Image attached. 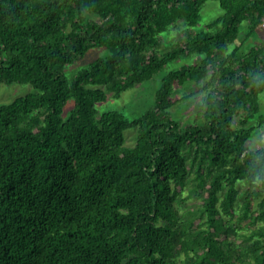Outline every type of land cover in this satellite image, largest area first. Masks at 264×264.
Instances as JSON below:
<instances>
[{
	"label": "trees",
	"instance_id": "16d2710c",
	"mask_svg": "<svg viewBox=\"0 0 264 264\" xmlns=\"http://www.w3.org/2000/svg\"><path fill=\"white\" fill-rule=\"evenodd\" d=\"M206 1L0 0V87L34 89L0 106V264H264V42L235 44L264 0H216L199 28ZM180 60L142 115L98 110ZM186 82L202 102L183 126Z\"/></svg>",
	"mask_w": 264,
	"mask_h": 264
},
{
	"label": "rangeland",
	"instance_id": "374dc122",
	"mask_svg": "<svg viewBox=\"0 0 264 264\" xmlns=\"http://www.w3.org/2000/svg\"><path fill=\"white\" fill-rule=\"evenodd\" d=\"M222 13L219 3L216 0H207L201 8L202 21L198 27H203L205 22H209ZM243 26V25H242ZM264 42V28H257L251 36L245 37V27H242L239 33V38L236 41V45H239L238 54L242 55L247 53L251 46ZM169 45H167V48ZM108 54V49L105 47H93L89 49L86 54L79 59L75 60L72 64L67 65L64 68V73L68 79H72L79 70L87 67L96 58L103 57ZM180 63H184V60H180L171 64L168 68H165L161 72L157 73L154 77L146 80L136 87L125 91L120 98H109L97 105L100 112L117 109L121 110L127 117L134 118L142 115L146 110L151 108L154 104V98L156 91L158 90L162 78L168 69L179 67ZM197 85L193 82H186L183 86L177 87L173 93V105L170 108L171 115L179 120L183 126L193 123L194 119L199 118V110L202 102V93L196 92ZM34 89L29 83H14L11 85L1 84L0 87V106L2 104L10 103L13 99L19 96L33 92ZM183 98L185 93L194 92ZM261 109L259 113L264 112V91L260 95ZM73 100H69L66 104L63 117L66 118L73 107ZM256 123V120L250 124ZM136 130L128 129L125 131L126 144L132 145L136 139ZM247 145L250 148H260L264 146V126L255 130L249 139Z\"/></svg>",
	"mask_w": 264,
	"mask_h": 264
},
{
	"label": "built area",
	"instance_id": "2783aa9c",
	"mask_svg": "<svg viewBox=\"0 0 264 264\" xmlns=\"http://www.w3.org/2000/svg\"><path fill=\"white\" fill-rule=\"evenodd\" d=\"M263 26H264V23H263Z\"/></svg>",
	"mask_w": 264,
	"mask_h": 264
}]
</instances>
